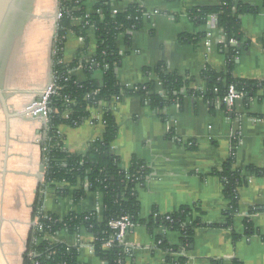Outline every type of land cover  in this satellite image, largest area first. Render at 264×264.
Listing matches in <instances>:
<instances>
[{"label": "crops", "instance_id": "1", "mask_svg": "<svg viewBox=\"0 0 264 264\" xmlns=\"http://www.w3.org/2000/svg\"><path fill=\"white\" fill-rule=\"evenodd\" d=\"M99 1H84L87 15L94 13ZM219 1L115 0L113 9L117 12L138 5L145 13L139 28L126 29L116 39L121 56L115 72L121 86L154 81L160 88L162 72L176 73L189 79L188 84L182 87L178 98L161 108L152 107L138 95H127L101 101L90 108V117L77 126L59 125L64 148L83 154L92 142L102 138L103 115L110 110L118 123L113 150L120 158V166L129 169L135 157L149 169L144 185L137 187L140 220L127 233L129 253L119 261L121 264H264V175L248 171L250 167L264 168V88L257 86L255 91L243 93L233 106L217 97H206L204 70L222 72L228 68L227 37L216 15L209 16L204 24L190 16L192 9L214 6ZM241 1L260 9L258 13L241 15L243 40L231 44L240 49L233 74L262 82L264 0ZM80 22L76 19L73 25ZM86 33L87 43L68 31L63 52L66 65L73 63L78 54L85 60L96 56L95 29L89 28ZM200 33L206 35L194 41L184 39H194ZM50 56L49 79L53 54ZM71 73L79 80L85 79L81 60ZM94 77L101 79V73L96 71ZM49 79L33 84L27 88L31 92L17 100L9 101L6 89L10 111H25L37 96L33 91H41ZM2 114L0 264H25L39 214H54L60 219L69 213L101 214L103 202L98 192L87 191L84 198L75 200L76 187L66 194V184L44 186V119L31 113L15 116L7 130L3 111ZM230 159L233 168L243 171V182L236 189L238 211L228 227L222 225L230 201L224 193L221 172ZM185 207L192 209L186 224L196 219L204 223L194 228L191 241L184 237L183 229L163 224L148 226L153 217L176 214ZM234 233L239 237L235 238ZM46 238L55 244L77 247L80 264H110L95 252V236L84 228L78 232L62 229Z\"/></svg>", "mask_w": 264, "mask_h": 264}, {"label": "trees", "instance_id": "2", "mask_svg": "<svg viewBox=\"0 0 264 264\" xmlns=\"http://www.w3.org/2000/svg\"><path fill=\"white\" fill-rule=\"evenodd\" d=\"M84 1L60 0L59 2L62 17L58 21L54 39L53 72L61 88L58 94L51 97L49 103L51 111L46 128L47 160L44 186L66 184V191H64L66 194L71 187H76L73 190L75 200L84 198L87 191L98 192L102 196L103 206L101 214L98 211L82 214L69 213L64 219L54 214H47L48 217L39 214L43 229L33 231L25 264H34V261L38 264H80L77 247L64 243H52L45 238V233L56 234L62 229L78 232L81 228L94 234V250L101 258L106 259L110 264H121L122 261H119L126 257V250L123 246L113 245L110 249L104 248V244L113 232L109 222L123 215H129L133 222L140 220L137 187L144 185L149 169L143 161L135 157L129 169L120 166V158L113 150V142L118 133V123L110 110L103 115L105 132L102 138L92 142L83 154L70 152L64 148L59 125L77 126L90 117V108L97 107L101 101H110L112 98L122 99L127 95H138L152 107L161 108L178 98L182 87L189 81L176 73L162 72L160 88L154 81L133 87H122L115 72L121 56L116 47V39L126 29L140 27L144 10L138 5H133L122 12H114L113 2L115 0H100L95 6L94 13L86 17ZM259 9V6L244 3L241 0H220L217 5L195 8L190 11L191 18L200 24L207 23L209 16L216 15L218 25L227 37L225 44L228 55L227 70L217 72L206 68L203 72V77L208 84L205 96L209 99L217 97L222 100L228 93L230 85H234L238 92L245 94L255 91L257 86L264 88V81L234 76L233 68L240 49L238 45L230 44V39L238 42L243 40L241 15L258 13ZM76 19L81 20L78 26L73 25ZM89 28L95 29L98 48L94 61L83 63L86 77L84 80H79L71 73V70L80 64V54L73 63L66 65L63 62L64 46L69 30L82 37L87 43L86 31ZM205 35V33H200L194 39L190 36L184 39L194 41ZM96 71L101 73V79L94 77ZM67 112L70 114L65 117ZM248 171L256 175H264V168L250 167ZM221 176L224 193L230 201L224 213L226 222L222 225L229 227L238 211L236 189L243 182V171L233 168V161L230 159L224 165ZM191 215L192 209L185 207L180 212L172 214L170 219L160 215L157 218L153 217L148 226L163 224L168 228L183 229L184 237L186 236V239L191 241L194 228L204 224L201 219L193 220L192 224H186V220ZM247 227L251 230L250 223H247ZM40 237L43 239L35 242V239L39 240ZM234 237L239 236L234 233ZM32 252L38 255L32 257L30 255ZM236 264L239 263L236 262Z\"/></svg>", "mask_w": 264, "mask_h": 264}, {"label": "rangeland", "instance_id": "3", "mask_svg": "<svg viewBox=\"0 0 264 264\" xmlns=\"http://www.w3.org/2000/svg\"><path fill=\"white\" fill-rule=\"evenodd\" d=\"M59 2L60 0H34L30 16L22 24L15 45L8 51V60L1 81L7 89L9 101L29 94L27 92L31 91L27 88L33 84H42L49 79V58L51 54H54ZM44 89L45 87L41 91L33 92L38 97ZM2 116L0 108V117Z\"/></svg>", "mask_w": 264, "mask_h": 264}, {"label": "built area", "instance_id": "4", "mask_svg": "<svg viewBox=\"0 0 264 264\" xmlns=\"http://www.w3.org/2000/svg\"><path fill=\"white\" fill-rule=\"evenodd\" d=\"M59 14H58V19H60L62 17V11L59 7L58 9ZM114 12H117L116 10H113ZM143 15H145V13L143 12ZM86 17H88V15H86ZM83 39V38H82ZM236 40L235 39H230V44H236ZM55 53V50H54ZM82 65L83 62H93L94 59L93 58H88L85 60V57L82 56L80 58ZM61 87L57 84V79L54 75V72L52 73L51 76V81L47 84V86L45 87L44 91H42V93L38 96L40 97V101H33L31 104H34L35 108L38 106V108L36 110H34L31 114L35 117H41L43 119H45V124L47 127L48 121H49V112L51 111L50 108V99L51 97H53L54 95L58 94L59 89ZM243 93L242 92H238L235 88L234 85H230L229 89H228V93L223 97L222 101L224 103H226L229 106H233L235 101L242 97ZM67 101H69L68 98H66ZM69 112H67L65 114V117L69 116ZM87 187V184H86ZM99 213V212H98ZM44 217H48L47 214L43 215ZM166 219H170L171 215H166L165 216ZM134 223L131 220V217L129 215H123L120 218L116 219V220H112L109 222V226L111 227V229H113V232L111 233V236L109 237V240L106 241V243L104 244V248L105 249H110L111 247H113V245L116 246H123L126 250V253H129V247L126 246L125 244V239L127 236L128 231L130 230V228L132 226H134ZM34 224L36 226V230H42L43 229V225L40 222L39 217L36 219V221H34ZM49 235L48 232L45 233V238L46 236ZM43 239V237H40L39 240L35 239V242L37 240V242H40ZM48 239V238H46ZM32 257L37 256V253L32 252L30 254ZM34 264H38L37 261H34Z\"/></svg>", "mask_w": 264, "mask_h": 264}, {"label": "water", "instance_id": "5", "mask_svg": "<svg viewBox=\"0 0 264 264\" xmlns=\"http://www.w3.org/2000/svg\"><path fill=\"white\" fill-rule=\"evenodd\" d=\"M33 3L34 0H0V108L6 117L7 130L10 127L12 117H19L34 111V104H30L25 111L12 113L8 104L6 88L1 81L8 60V51L15 45L22 24L31 14L30 9ZM35 101H40V97H37ZM41 169L44 171L45 166L43 165Z\"/></svg>", "mask_w": 264, "mask_h": 264}, {"label": "bare ground", "instance_id": "6", "mask_svg": "<svg viewBox=\"0 0 264 264\" xmlns=\"http://www.w3.org/2000/svg\"><path fill=\"white\" fill-rule=\"evenodd\" d=\"M38 108V106L35 108V106H34V110H36Z\"/></svg>", "mask_w": 264, "mask_h": 264}, {"label": "flooded vegetation", "instance_id": "7", "mask_svg": "<svg viewBox=\"0 0 264 264\" xmlns=\"http://www.w3.org/2000/svg\"><path fill=\"white\" fill-rule=\"evenodd\" d=\"M56 37V36H55Z\"/></svg>", "mask_w": 264, "mask_h": 264}]
</instances>
